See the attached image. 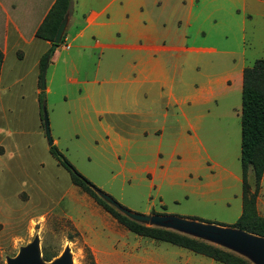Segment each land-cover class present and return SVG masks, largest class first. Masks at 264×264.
I'll use <instances>...</instances> for the list:
<instances>
[{
  "label": "rangeland",
  "instance_id": "rangeland-1",
  "mask_svg": "<svg viewBox=\"0 0 264 264\" xmlns=\"http://www.w3.org/2000/svg\"><path fill=\"white\" fill-rule=\"evenodd\" d=\"M30 2L35 6L33 12L29 11ZM51 2L0 0V23L4 25L9 16L24 34L22 41L11 43L0 86V264H9L36 240L40 258L48 264L58 260L66 250L72 264H222L169 243L138 236L121 225L72 184L69 172L50 153L42 115L46 113L48 117L52 139L56 140L54 145L74 168L125 209L141 215L174 216L231 227L242 214L244 199L238 116L242 109V89L234 83L226 84L227 89L218 102L198 107L206 115L197 123L195 134L206 152L201 149L192 157L196 169L189 162L182 163L184 157L170 158L169 138L165 136L161 159L166 167L156 172L153 186V175L126 157V143L116 137V134L127 137L129 133H104L101 128L112 125L129 131L133 126L139 131L141 123L124 116L97 115L90 100L80 101L81 86L71 82L75 78L92 79L96 69L99 78H103L107 68L112 70L125 63L126 52L81 49L75 47L70 37L57 48L59 58L46 63L49 91H45L42 109L40 76L35 85L41 68L36 63L48 46L35 38V30ZM177 2L170 0L168 9L172 11V5ZM225 3L226 0L207 1L210 6ZM91 6L92 0H73L71 7L79 17V26ZM224 14L221 12L217 19L214 16V20L235 26V21L229 22ZM214 22L210 24L215 25ZM177 23L173 20L172 26L177 28ZM217 29L218 33L213 31L212 40L205 45L215 44V39L223 36L230 38L222 43L232 42L227 31ZM247 39L244 57L189 54L190 75L200 84L210 76H224L225 65L240 68L244 61L249 67L255 60L264 59V33L248 35ZM83 42L93 45L94 40L79 41ZM66 44L74 47L67 49ZM106 92L110 93L108 89ZM118 105L121 111L127 110L123 103ZM147 125L156 128L153 121ZM133 134L141 139L142 133ZM158 144L153 137L147 145L152 148ZM207 155L219 166L208 160ZM247 187V197L254 201L257 215L264 219V175L257 183L250 168ZM205 240L247 259L228 246Z\"/></svg>",
  "mask_w": 264,
  "mask_h": 264
},
{
  "label": "crops",
  "instance_id": "crops-1",
  "mask_svg": "<svg viewBox=\"0 0 264 264\" xmlns=\"http://www.w3.org/2000/svg\"><path fill=\"white\" fill-rule=\"evenodd\" d=\"M55 1L52 0L44 12L36 30ZM169 1L92 0L91 8L84 14L82 26H79V17L71 7L64 41L72 37L75 47L81 49L127 53L122 66L106 69L108 77L105 75L99 78V70L96 69L92 79L75 78L71 82L81 86L80 101L90 100L97 115L124 116L127 120L141 123L139 131L133 126L129 131L112 125H101V128L104 133H129L127 137L120 134H116V137L126 143V157L141 166L142 171L153 175V186L156 172L166 167L165 161L161 159L165 136L169 138L170 158L174 159L178 155L181 159L184 157L182 163L189 162L196 169L195 159L192 157L201 149L206 152L203 143L195 134L199 128L197 123L206 115L198 107L218 102L223 90L227 89L226 84L234 83L242 89L243 72L248 67L244 61L240 68H229V65H225L224 76H210L205 82L198 84L196 78L189 73L188 55L209 53L233 58L235 55L244 57L248 47V35L255 37L256 33H264V0H226L225 4L214 6L207 4L208 0H178L172 5V11L168 9ZM29 6V11L33 12L34 4L30 2ZM11 7L15 5L12 4ZM221 12L225 13L224 16H227L229 22L235 21V26L219 23L216 19ZM173 20H177V28L172 26ZM212 21H215V25L210 24ZM71 27L74 28L69 33ZM217 28L227 31L232 36V42L222 43L230 38L223 36L215 39V44L205 45L212 40L210 38L213 31L218 33ZM87 38L94 40L93 45L79 43ZM23 39L22 28L9 16L4 25L0 23V49L4 54L0 68V86L11 43ZM46 43L49 49L51 44ZM72 47L74 46L65 45L67 49ZM52 57V60L59 58L58 49ZM42 58L36 63L39 70ZM39 76L40 71L35 85ZM45 91L48 92L49 89ZM118 103H123L127 110L121 111ZM207 113L210 114L209 109ZM150 121L155 123L156 128L148 127ZM133 133H142L141 139L138 140V136ZM153 137L159 144L149 148L148 141ZM207 159L212 161L208 155ZM215 166L219 164L215 163Z\"/></svg>",
  "mask_w": 264,
  "mask_h": 264
},
{
  "label": "trees",
  "instance_id": "trees-1",
  "mask_svg": "<svg viewBox=\"0 0 264 264\" xmlns=\"http://www.w3.org/2000/svg\"><path fill=\"white\" fill-rule=\"evenodd\" d=\"M72 2L73 0H56L36 30V38L51 44L41 60V74L45 64L52 58L59 45L65 41L66 34H64L59 45L54 44L59 25L66 14L70 13ZM3 61L4 54L0 49V68ZM45 94V91H43L39 95L42 109L45 107ZM43 117L44 115H42V120ZM240 122L241 166L244 186L243 211L236 223L231 227L264 237V219L257 215L254 201L247 197L248 170L250 168L253 170L257 183L264 175V59L255 60L252 66L244 69ZM50 153L69 172L73 185L92 197L106 212L130 232L138 236L169 243L222 264H252L244 257L204 239L163 227H151L128 218L116 207L105 201L100 196L102 191L81 175L55 145L50 147Z\"/></svg>",
  "mask_w": 264,
  "mask_h": 264
},
{
  "label": "water",
  "instance_id": "water-1",
  "mask_svg": "<svg viewBox=\"0 0 264 264\" xmlns=\"http://www.w3.org/2000/svg\"><path fill=\"white\" fill-rule=\"evenodd\" d=\"M70 19V13H67L57 30L54 44L59 45L66 32ZM46 68L45 64L41 74V91L46 90ZM45 136L48 140L49 147L54 145L52 139L49 121L46 113L43 117ZM100 196L109 204L116 207L122 214L128 218L142 223L144 225L154 224L157 227H163L171 230H179L182 233L189 234L201 239H208L219 242L225 246L234 249L241 255L245 256L252 264H264V237L252 234L240 229L213 225L209 223H198L192 220L181 219L174 216H150L133 213L120 204H118L111 196L100 193ZM9 264H48L41 260L38 241L32 245L22 249L19 255L9 261ZM52 264H72L69 251Z\"/></svg>",
  "mask_w": 264,
  "mask_h": 264
}]
</instances>
